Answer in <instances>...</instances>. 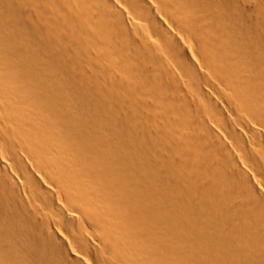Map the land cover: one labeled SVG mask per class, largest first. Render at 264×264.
Masks as SVG:
<instances>
[{"label":"bare ground","instance_id":"bare-ground-1","mask_svg":"<svg viewBox=\"0 0 264 264\" xmlns=\"http://www.w3.org/2000/svg\"><path fill=\"white\" fill-rule=\"evenodd\" d=\"M0 264H264V0H0Z\"/></svg>","mask_w":264,"mask_h":264}]
</instances>
